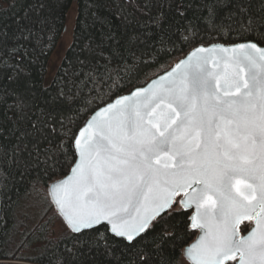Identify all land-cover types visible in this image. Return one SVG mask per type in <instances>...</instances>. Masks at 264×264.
<instances>
[{"label": "snow or ice", "instance_id": "snow-or-ice-1", "mask_svg": "<svg viewBox=\"0 0 264 264\" xmlns=\"http://www.w3.org/2000/svg\"><path fill=\"white\" fill-rule=\"evenodd\" d=\"M112 2L127 39L85 45L79 84L54 90L33 74L54 43L42 0L0 27V184L45 192L46 264H264V0ZM157 45L183 55L134 82Z\"/></svg>", "mask_w": 264, "mask_h": 264}, {"label": "trees", "instance_id": "trees-1", "mask_svg": "<svg viewBox=\"0 0 264 264\" xmlns=\"http://www.w3.org/2000/svg\"><path fill=\"white\" fill-rule=\"evenodd\" d=\"M35 2L36 0H2V4H0V27L7 25L6 30L11 32L16 28V21L26 14L35 18V12L31 7ZM42 2L45 6L40 12L47 21L46 35L54 37V43L46 58L42 57L41 61L34 67L33 74L37 79H40L42 72L41 83L50 85L53 90L61 86V81L71 85L72 81L75 80L79 84L80 80L73 73L79 67L78 61L85 58V45L93 42L99 44L105 34L109 32L116 36L121 43L127 39L124 28L116 16V7L112 0H42ZM129 11H131V7H129ZM70 17H73V22L72 26L68 27ZM67 29L71 31L70 42L64 49L52 77L47 79L46 72L50 59ZM202 35L205 37L203 42L206 44L242 42L239 41L236 33L215 40L209 38L206 33ZM257 35L253 34L252 38L255 39ZM178 48L179 45L177 48L167 46L160 49L157 45L156 51L146 53L139 63V67L142 69L139 80L134 82L146 83L148 77L162 73L165 67L170 68L183 55L177 50ZM184 51H188V46L185 47ZM157 59L159 60L158 64L153 63L151 67H143L144 62H152ZM54 74L56 82L52 83ZM135 74L134 70L132 75ZM119 79L121 86L126 85L129 75L121 73ZM109 85H111V81L98 87L102 92H107ZM91 87L92 85L89 84L88 88H84L85 94H88ZM117 87H113V91H116ZM91 94L97 95L98 93L93 91ZM7 115L10 116L11 114L8 113ZM0 125L8 126V119L3 110H0ZM65 171H67V167ZM44 197L43 189L33 190L30 177L21 178L14 171L9 173L7 179L0 184V264H46L41 253L45 245L55 237L53 227L55 221L59 219L52 211L45 214L47 204ZM45 221L48 223L45 224ZM247 223L245 222V224ZM244 233L242 232V234ZM181 234L186 244L192 242L196 235V233L186 231ZM99 259L100 264H105L103 257Z\"/></svg>", "mask_w": 264, "mask_h": 264}, {"label": "rangeland", "instance_id": "rangeland-1", "mask_svg": "<svg viewBox=\"0 0 264 264\" xmlns=\"http://www.w3.org/2000/svg\"><path fill=\"white\" fill-rule=\"evenodd\" d=\"M0 4H2V0H0ZM72 22H73V17H70L68 27L72 26ZM70 36H71V31H69L67 29V31L64 32V34L62 35L59 46L57 47L56 51L54 52V54L52 55V57L50 59V62L48 64V70L46 72L47 79H50L52 77L53 72H54L58 62L60 61V59L62 57L64 49L66 48V46L70 42ZM59 229H60V222H59V220H56L55 226L53 227V235L54 236L57 235V233L59 232Z\"/></svg>", "mask_w": 264, "mask_h": 264}, {"label": "water", "instance_id": "water-1", "mask_svg": "<svg viewBox=\"0 0 264 264\" xmlns=\"http://www.w3.org/2000/svg\"><path fill=\"white\" fill-rule=\"evenodd\" d=\"M175 62H176V61H175ZM175 62H174V63H175ZM174 63H173V64H174ZM173 64H172V65H173ZM160 74H162V73H160ZM158 75H159V74H158ZM190 211H194V209H193V210H190ZM246 234H247V233L245 232L243 235H246ZM196 236H197V233H196L195 238L193 239V241L190 242L189 244H191V243H193V242L195 241ZM228 263H232V262H228Z\"/></svg>", "mask_w": 264, "mask_h": 264}]
</instances>
